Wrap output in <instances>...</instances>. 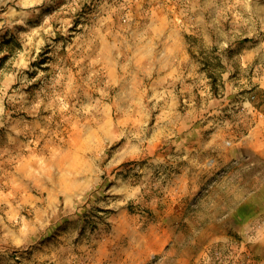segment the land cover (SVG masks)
<instances>
[{
	"label": "rangeland",
	"instance_id": "374dc122",
	"mask_svg": "<svg viewBox=\"0 0 264 264\" xmlns=\"http://www.w3.org/2000/svg\"><path fill=\"white\" fill-rule=\"evenodd\" d=\"M264 261V0H0V264Z\"/></svg>",
	"mask_w": 264,
	"mask_h": 264
},
{
	"label": "crops",
	"instance_id": "0c3cea01",
	"mask_svg": "<svg viewBox=\"0 0 264 264\" xmlns=\"http://www.w3.org/2000/svg\"><path fill=\"white\" fill-rule=\"evenodd\" d=\"M260 264H264V261H261V263Z\"/></svg>",
	"mask_w": 264,
	"mask_h": 264
}]
</instances>
